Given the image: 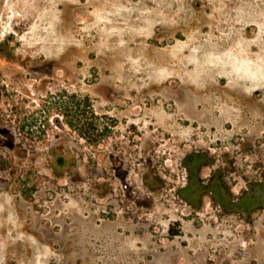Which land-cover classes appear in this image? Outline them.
Segmentation results:
<instances>
[{
	"label": "rangeland",
	"instance_id": "rangeland-1",
	"mask_svg": "<svg viewBox=\"0 0 264 264\" xmlns=\"http://www.w3.org/2000/svg\"><path fill=\"white\" fill-rule=\"evenodd\" d=\"M1 134L0 264H264V207L175 193L196 149L231 197L264 165V0H0Z\"/></svg>",
	"mask_w": 264,
	"mask_h": 264
},
{
	"label": "flooded vegetation",
	"instance_id": "flooded-vegetation-1",
	"mask_svg": "<svg viewBox=\"0 0 264 264\" xmlns=\"http://www.w3.org/2000/svg\"><path fill=\"white\" fill-rule=\"evenodd\" d=\"M9 140V135L1 134L0 143ZM48 163L52 171L57 172L59 168L65 167V173H68L74 163L77 162L78 147L69 137H60L51 143L48 153ZM229 156L221 154L218 157L202 149H196L186 154L181 160V166L184 168L185 181L182 186L175 189V193L181 201L192 209L199 208L202 205L203 197L208 195L214 204L224 213H239L244 219L251 218L255 210L264 207V165L256 175H242L244 187L236 197H231V188L226 187L224 177L228 173L235 172ZM121 152L118 146H115L113 160L116 166L113 169L114 176L121 182L125 192L128 191L129 184L122 173L128 171V166L121 160ZM210 167L208 175H203V170ZM149 169L143 174L142 182L149 191H152L151 185L146 178ZM132 196V194H131Z\"/></svg>",
	"mask_w": 264,
	"mask_h": 264
}]
</instances>
